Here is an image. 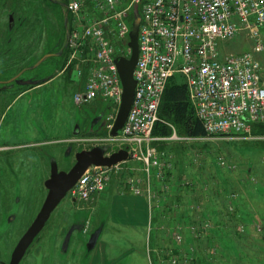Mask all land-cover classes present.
I'll list each match as a JSON object with an SVG mask.
<instances>
[{
  "label": "rangeland",
  "instance_id": "obj_1",
  "mask_svg": "<svg viewBox=\"0 0 264 264\" xmlns=\"http://www.w3.org/2000/svg\"><path fill=\"white\" fill-rule=\"evenodd\" d=\"M14 1L18 9L10 6L11 0H0V79L14 76L24 67L34 65L45 53L60 47L55 52L59 53L66 38L67 19L62 7L53 5L50 0ZM12 10L16 24L13 30H8V35V15ZM133 13L132 22L138 14L137 8ZM260 30L264 39V27ZM223 44L231 52L250 49V43L243 37ZM65 56L62 53L45 58L39 66L21 75L24 79L39 80L54 77L30 88L28 95L13 108L12 118L7 119V125H19L20 131L31 141L36 137L45 144L0 150L1 261L9 260L15 243L43 203L47 193L43 183L49 176L51 160H55L59 170H68L75 162L77 151L97 145L104 147L105 152L117 148L115 142L107 140V123L113 113L111 104L108 101L74 103L75 86L66 79V70L63 71ZM258 59L264 72V50L258 54ZM173 79L180 82L183 77L176 75ZM25 88L28 86L15 90L20 92ZM11 96L5 92L0 94V118ZM164 103L160 105V119L177 130L176 116L167 112ZM218 157L225 160L223 167L218 165ZM173 164L171 185L175 195L182 198L184 209L186 205H195L189 215L183 213L184 218L194 222L197 219L209 221L208 229L199 236H194L183 225L181 242L193 248L195 258L192 260L186 258L182 243L178 248L171 238L177 225L172 217L181 216L183 209L160 212V219H155L156 209H146V224L131 226L125 222L128 215L123 199L131 200L135 196L121 194L120 177L115 176L107 190L87 202L71 203L65 195L20 264H101L102 257L107 262L120 257V261L113 264H137L134 259L141 256L147 261H143L144 264H264V137L208 139L187 150L178 147L174 149ZM183 176L196 181L199 189L186 192L181 188L179 182ZM197 192L198 196H204L199 202H195ZM15 194L20 196L23 209L13 205ZM228 199L232 200L236 212L231 221L225 223L222 205L228 204ZM169 203V199L159 202L165 207ZM11 212L17 213L18 219L8 223L6 217ZM156 220L162 221V226L158 227ZM69 227H73L74 232L64 249L63 239ZM94 231L100 234L91 247L90 233Z\"/></svg>",
  "mask_w": 264,
  "mask_h": 264
},
{
  "label": "built area",
  "instance_id": "obj_2",
  "mask_svg": "<svg viewBox=\"0 0 264 264\" xmlns=\"http://www.w3.org/2000/svg\"><path fill=\"white\" fill-rule=\"evenodd\" d=\"M136 8L140 20L134 95L122 127L112 136L123 92L115 59L130 55L129 32ZM66 9L69 24L63 71L69 72V82L75 86L74 103L108 101L113 113L107 123V140L117 148L105 155L122 148L128 154L110 167L89 166L66 195L87 202L119 176L120 193L143 197L149 211L157 210L156 219L160 212L180 208L186 216L195 205L184 209L182 200L176 201L179 194L175 195L171 185L173 153L159 149L158 143L264 137L253 133L255 125L264 127V72L258 59L264 50L260 30L264 27V0H66ZM236 37L248 41L250 49L227 51L223 43ZM176 75L183 77L180 82L186 84L203 137L180 136L174 130L169 136L153 134L161 120L159 108L166 84ZM217 162L220 167L225 165L223 157ZM179 184L185 190L199 189L196 181L184 176ZM168 199L166 207L159 204ZM228 201L231 212L234 207ZM197 220L177 221L171 235L178 248L182 243L189 260L195 258L194 250L181 242L182 228L184 225L199 236L208 229L209 221ZM156 223L162 226V221Z\"/></svg>",
  "mask_w": 264,
  "mask_h": 264
},
{
  "label": "water",
  "instance_id": "obj_3",
  "mask_svg": "<svg viewBox=\"0 0 264 264\" xmlns=\"http://www.w3.org/2000/svg\"><path fill=\"white\" fill-rule=\"evenodd\" d=\"M139 20V15L136 13L134 16V20L131 24V30L129 32V57H117L115 59L117 70L122 83L123 92L115 120L110 130V135L112 136L116 135L117 131L122 127L128 114L134 95L135 80L133 78V70L138 55L137 38ZM67 35L68 33L66 34L64 46H66ZM41 61L42 59L38 61L34 66H37ZM45 81L46 80H36L26 81L24 83L39 85ZM77 129L78 126L75 127L74 134L77 133ZM69 150L70 149H68L67 152ZM127 156V151L123 148L112 152L110 155H105L104 147L97 145L90 149H82L80 151H77L74 155L75 162L68 170H59L55 160H51L49 176L44 181V186L47 190L46 196L35 218L16 243L8 264L19 263L27 248L30 246L34 238L44 227L52 211L56 208L60 201L65 197L67 191L75 184L78 178L89 166L97 165L110 167L113 164L127 159ZM69 234L70 231L65 237L63 243L64 246L67 244ZM97 236L98 233L95 234V236L89 240V242L91 243V247H94L97 240Z\"/></svg>",
  "mask_w": 264,
  "mask_h": 264
},
{
  "label": "flooded vegetation",
  "instance_id": "obj_4",
  "mask_svg": "<svg viewBox=\"0 0 264 264\" xmlns=\"http://www.w3.org/2000/svg\"><path fill=\"white\" fill-rule=\"evenodd\" d=\"M50 2L53 4V5H58L60 8L62 7L63 8V10H64V19H65V16H66V19H67V25H66V28H65V30H66V33L65 34H67V29H68V24H69V15H68V11H67V9H66V0H63L61 3H59V2H57L56 0H50ZM10 6H12L13 8H15L16 6H17V8L16 9H18L19 8V6L18 5H16L15 6V1L14 0H11V2H10ZM14 20H15V18H14V12H13V10H12V12L11 13H9V15H8V24H7V27L9 28H7V33H8V35H9V32H8V30L9 31H11V30H13L14 29V26H15V24L16 23H14ZM17 21H18V23H19V20L18 19H16ZM64 21V20H63ZM8 39V38H7ZM9 41H10V39H8ZM60 49V47L59 48H57L55 51H51V52H48V53H45L44 55H43V57H45V58H50L51 56H60V54H62V53H64V54H66V50H65V46L63 45V48L59 51V53H55V52H57L58 50ZM43 57H41L40 59H39V61L42 59V61L37 65V66H39L42 62H43V59H45V58H43ZM38 62V61H37ZM36 62V63H37ZM35 63V64H36ZM34 64V65H35ZM34 65H31L30 67L29 66H26V67H24L21 71H19L17 74H15L14 76H11V77H8V78H6V79H0V94H4V92L5 93H7V94H9V95H12L11 96V99H10V101L8 102V104L5 106V109H4V112H3V114H2V116H1V118H0V150H3V149H20V148H27L28 146L29 147H33V146H40V145H44L45 143H44V141L42 140V139H37L36 137H33L32 139V141L26 136V134H24V133H22L21 131H20V129L18 128V126L19 125H17V124H14V123H12V124H8L7 125V122H8V120L7 119H9V118H12V115H13V108L15 107V105L18 103V101H20V100H23L24 99V97L26 96V95H28V90L30 89V88H34V87H37V86H39V85H42L43 83H46L47 81H49L51 78H53L54 77V75L53 76H51V77H49L48 79H44V80H46L45 82H43L42 84H39V85H32V84H30V83H27V84H25L24 82H26V81H36V80H39V79H35V77H30V78H26V79H24V78H22L21 77V75L24 73V72H26L27 70H32V69H34V68H36L37 66H34ZM29 85H32L31 87L29 86ZM16 86V87H15ZM24 86H28V88H25V89H23V90H21L20 92H18L17 90H15V89H18V88H21V87H24ZM11 90H13L12 92H10ZM16 110H18V109H16ZM8 114H9V116H8ZM41 140V141H40ZM43 141V142H42ZM8 154V153H7ZM44 184V183H43ZM44 186V185H43ZM45 187V186H44ZM68 197V196H67ZM12 200H13V205H15L16 207H18L17 209H23L24 208V204H23V202L21 201V198H20V196L18 195V194H15L14 196H13V198H12ZM68 200H69V202H71V203H80V201H78V200H76V199H74V198H70V197H68ZM20 207V208H19ZM18 211V210H17ZM7 222L8 223H13V222H15V221H17V219H18V214L16 213H14V212H11L9 215H7ZM27 229V228H26ZM25 229V230H26ZM69 231H70V234H69V237H68V241H67V244H68V242H69V239H70V236H71V234L74 232V229H73V227H69L68 228V232L67 233H69ZM25 232V231H24ZM23 232V233H24ZM22 233V234H23ZM67 233H66V235H67ZM98 233V231H94V232H91L90 233V239L91 238H93L94 236H95V234H97ZM39 234V233H38ZM37 234V235H38ZM66 235H65V237H66ZM22 236V235H21ZM20 236V237H21ZM19 237V238H20ZM37 237V236H36ZM35 237V238H36ZM65 237H64V239L63 240H65ZM19 238H18V240H19ZM34 238V239H35ZM89 239V240H90ZM18 240H17V242H18ZM16 242V243H17ZM16 243H15V245H16ZM67 244L65 245V246H63L64 247V249L67 247ZM15 245H14V247H15ZM91 245V243L89 242V246ZM14 247H13V249H14ZM62 247V248H63ZM29 248V247H28ZM27 248V249H28ZM13 249H12V251H13ZM63 249V250H64ZM12 251H11V253H10V256H9V260L8 261H1L0 260V264H8L9 263V261H10V257H11V254H12ZM27 251V250H26ZM26 251H25V253H26ZM25 253H24V255H25ZM24 255L22 256V258L20 259V261H19V263L18 264H20V262H21V260L23 259V257H24Z\"/></svg>",
  "mask_w": 264,
  "mask_h": 264
},
{
  "label": "trees",
  "instance_id": "obj_5",
  "mask_svg": "<svg viewBox=\"0 0 264 264\" xmlns=\"http://www.w3.org/2000/svg\"><path fill=\"white\" fill-rule=\"evenodd\" d=\"M66 79L69 81V72H66ZM162 101L165 102L164 104L167 108V112L168 113H174V115L176 116L177 123L179 124V127L176 128L177 130H174V131L176 132L177 135L190 136V137H203V136H205L203 126L194 114L192 105H191L190 100L188 98V93H187V88H186L185 83L176 82V81H174L173 78H170L166 84V87H165V90L163 93V97H162ZM159 117H160V113H159ZM172 132H173V130L171 129V127H169V125L166 124L165 121L162 119L155 124V127L153 129V134L158 135V136H169V135H171ZM253 133L264 135V127H262L260 125H255L253 127ZM204 141L205 140L193 142L190 144H183V143H174L173 144V143H169L167 141H161L158 143V147H159V149H162V150L168 149L174 153V149H178V147L182 148L184 150H187V149H190V147L192 145H194L196 143H203ZM191 190H193V189L188 188V189H186V192H189ZM196 194H197V198H196L195 202H199V200L201 198H202V200L204 199V196L203 197L198 196V192ZM175 199H176V201L182 200V198L179 197V195H177L175 197ZM197 204H199V203H197ZM222 210H224V214H226L225 215L226 220L223 222H225V223L230 222L231 219L234 217L236 211L234 209H233L234 211L233 210L231 212L228 211V204L227 203L222 205ZM183 213L185 214V212H183ZM183 213L181 214V216L178 215L179 217L174 218L172 221L173 222H177V221L182 222L184 220L185 222H194L193 220L192 221L186 220L187 217L184 218ZM189 213H188V215H189ZM200 224H201V222L197 223V225H200ZM210 225H212V223ZM212 228H215V225H213ZM198 229L200 230L201 228L199 227ZM186 230H188V229H186Z\"/></svg>",
  "mask_w": 264,
  "mask_h": 264
},
{
  "label": "crops",
  "instance_id": "obj_6",
  "mask_svg": "<svg viewBox=\"0 0 264 264\" xmlns=\"http://www.w3.org/2000/svg\"><path fill=\"white\" fill-rule=\"evenodd\" d=\"M139 197L135 196L134 199L131 200L129 198L123 199V205L128 215V217L125 219V222L129 223V225L131 226H134L136 224H143V225L146 224V217H147L146 209H148V204L143 197L141 196ZM99 234L100 233L98 232V236ZM101 260H102L101 264H113L112 262L114 261L116 262V260H118L117 262H119L120 257L112 258L108 262L103 257ZM134 260H137V264H144L143 261L147 262L145 257L143 256L139 258H135Z\"/></svg>",
  "mask_w": 264,
  "mask_h": 264
}]
</instances>
